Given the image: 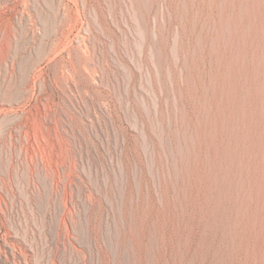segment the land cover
I'll use <instances>...</instances> for the list:
<instances>
[{"label":"rangeland","instance_id":"obj_1","mask_svg":"<svg viewBox=\"0 0 264 264\" xmlns=\"http://www.w3.org/2000/svg\"><path fill=\"white\" fill-rule=\"evenodd\" d=\"M130 1L0 0V235L30 264H264V0Z\"/></svg>","mask_w":264,"mask_h":264},{"label":"bare ground","instance_id":"obj_2","mask_svg":"<svg viewBox=\"0 0 264 264\" xmlns=\"http://www.w3.org/2000/svg\"><path fill=\"white\" fill-rule=\"evenodd\" d=\"M54 1V3L56 2L57 3V7L55 8L57 11H58V14H59V17L61 16L62 17V19H64V20H66L67 19V17L68 16H66L65 15V8H64V6H63V4L61 3V0H53ZM132 1V0H131ZM130 1V2H131ZM51 2V1H50ZM53 3V4H54ZM56 5V4H55ZM132 5V4H131ZM134 5V4H133ZM55 7V6H54ZM121 7V6H120ZM112 8V7H111ZM150 9V8H149ZM56 11V12H57ZM121 11V10H120ZM129 11V10H128ZM139 11H140V9H139ZM129 13V12H128ZM67 14V13H66ZM124 14V13H123ZM55 16H56V14H55ZM58 16V15H57ZM71 16V15H70ZM110 16V15H109ZM58 17V18H59ZM109 18H111V17H109ZM94 19V18H93ZM155 19V18H154ZM60 20V19H59ZM61 21V20H60ZM132 21V20H131ZM134 21V20H133ZM62 22V21H61ZM66 22V21H65ZM120 22V21H119ZM126 22V21H125ZM136 22H138V21H136ZM135 22V23H136ZM96 23V22H95ZM143 23V22H142ZM144 24H145V22H144ZM69 25V24H68ZM137 25V24H136ZM141 26V25H140ZM147 26V25H146ZM98 27V26H97ZM127 27V26H126ZM83 29V28H82ZM87 29V28H86ZM118 29V28H117ZM100 30V29H99ZM139 30V29H138ZM147 30V29H146ZM129 31V30H128ZM71 32V31H70ZM86 32V31H85ZM139 32H140V30H139ZM88 33V32H87ZM126 33V32H125ZM135 33V32H134ZM140 33H143V31L142 32H140ZM145 33V32H144ZM154 33V32H153ZM61 34V33H60ZM83 35V34H82ZM85 35V34H84ZM138 35V34H137ZM127 36V35H126ZM125 37V36H124ZM142 37V36H141ZM66 38V37H65ZM81 38V37H80ZM126 38V37H125ZM133 38V37H132ZM152 38V37H151ZM144 39V38H143ZM83 40V39H82ZM113 40V39H112ZM120 41V40H119ZM140 41V40H139ZM152 45H151V50H152V53H154V47H156V46H154V38L152 39ZM157 42V41H156ZM65 43V42H64ZM115 43V42H114ZM117 45V44H116ZM133 45V44H132ZM145 45V44H144ZM114 44H112V49H115L114 48ZM123 46V45H122ZM117 48V47H116ZM124 48V47H123ZM142 48V47H141ZM55 49V48H54ZM118 49V48H117ZM128 49V48H127ZM139 49V48H138ZM137 49V50H138ZM84 50V49H83ZM140 50V49H139ZM151 50H150V53H151ZM110 51V50H109ZM123 51V50H122ZM157 51V50H156ZM141 53H142V50L140 51ZM69 53V52H68ZM75 53H76V51H75ZM115 53V52H114ZM137 53H139V52H137ZM84 54V53H83ZM117 54V53H116ZM127 54V53H126ZM140 54V53H139ZM155 54V53H154ZM154 54L153 55H151V57L152 56H154ZM68 55V54H67ZM76 55V54H75ZM78 55V54H77ZM85 55V54H84ZM101 55V54H100ZM138 56V55H137ZM140 56V55H139ZM70 57V56H69ZM130 57V56H129ZM76 58V57H75ZM138 58H140V57H138ZM14 59V58H13ZM78 59V58H77ZM137 60V59H136ZM117 61H118V59H117ZM133 62V61H132ZM138 63V62H137ZM152 63V62H151ZM155 63V62H154ZM73 64V63H72ZM78 64H79V62H78ZM83 64V63H82ZM142 64V63H141ZM86 65V64H85ZM119 65V64H118ZM122 65V64H121ZM154 65H156V64H154ZM123 66V65H122ZM119 67V66H118ZM127 67V66H126ZM117 68V67H116ZM129 68V67H128ZM84 69V68H83ZM139 69V68H138ZM142 69V68H141ZM140 69V70H141ZM73 70V69H72ZM75 70V69H74ZM124 70V69H123ZM122 70V71H123ZM137 70V69H136ZM147 70V69H146ZM157 70V69H156ZM87 71V70H86ZM127 71V70H126ZM138 71V70H137ZM128 72V71H127ZM157 72V71H156ZM10 73V72H9ZM148 73V72H147ZM11 74V73H10ZM125 75V74H124ZM11 77V76H10ZM14 77V76H13ZM128 78V77H127ZM152 80V79H151ZM129 81V80H128ZM129 83V82H128ZM151 85V84H150ZM127 88V87H126ZM128 89V88H127ZM25 91V90H24ZM141 98H142V96H141ZM154 99V98H153ZM157 99V98H156ZM138 101V100H137ZM143 101H144V99H143ZM9 167V166H8ZM1 201V200H0ZM2 210V209H1ZM5 215V214H4ZM57 216V215H56ZM60 218H62V217H60ZM57 220V219H56ZM59 225V224H58ZM57 225V226H58ZM11 228V227H10ZM44 228V227H43ZM46 228V227H45ZM11 230V229H10ZM13 230V229H12ZM11 230V231H12ZM58 230V229H57ZM67 230V229H66ZM65 230V231H66ZM42 231V230H41ZM54 233V232H53ZM51 234V233H50ZM66 234V233H65ZM68 236V235H67ZM10 238H12V236H9V239L8 238H6V236L3 234V235H0V264H30L29 263V261L27 260V258H26V253H25V251H24V249H22V248H20V247H17L18 245H14V243H12V242H14L13 240H11ZM12 241V242H11ZM57 245V244H56ZM30 246V245H29ZM58 246H56L54 249H53V255L55 256V255H57V252H58V248H57ZM30 248V247H29ZM52 248V247H51ZM48 256H50V255H48ZM56 258V257H55ZM42 260V259H41ZM33 263V262H32ZM37 263V262H36ZM39 263V262H38ZM78 263V262H77ZM50 264H54V261H51L50 262Z\"/></svg>","mask_w":264,"mask_h":264}]
</instances>
